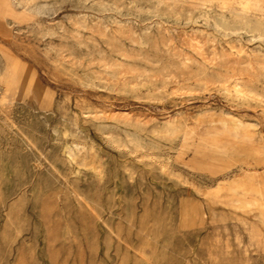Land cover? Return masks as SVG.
<instances>
[{
	"label": "rangeland",
	"instance_id": "1",
	"mask_svg": "<svg viewBox=\"0 0 264 264\" xmlns=\"http://www.w3.org/2000/svg\"><path fill=\"white\" fill-rule=\"evenodd\" d=\"M0 264H264V0H0Z\"/></svg>",
	"mask_w": 264,
	"mask_h": 264
},
{
	"label": "bare ground",
	"instance_id": "2",
	"mask_svg": "<svg viewBox=\"0 0 264 264\" xmlns=\"http://www.w3.org/2000/svg\"><path fill=\"white\" fill-rule=\"evenodd\" d=\"M40 7H41V6H40ZM42 7H43V6H42ZM34 10H36V8H35ZM38 11H41V9L38 8ZM36 12H37V11H36ZM42 12H43V11H42ZM45 12H46V11H45ZM37 14H38V13H37ZM43 14H44V13H43ZM240 136H241V135H240Z\"/></svg>",
	"mask_w": 264,
	"mask_h": 264
}]
</instances>
